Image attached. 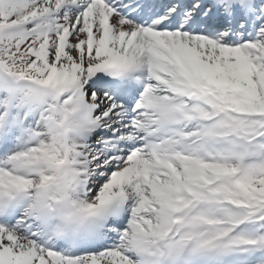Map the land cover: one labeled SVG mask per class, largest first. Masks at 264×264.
Segmentation results:
<instances>
[{"label":"snow or ice","instance_id":"snow-or-ice-1","mask_svg":"<svg viewBox=\"0 0 264 264\" xmlns=\"http://www.w3.org/2000/svg\"><path fill=\"white\" fill-rule=\"evenodd\" d=\"M0 264H264V0H0Z\"/></svg>","mask_w":264,"mask_h":264}]
</instances>
